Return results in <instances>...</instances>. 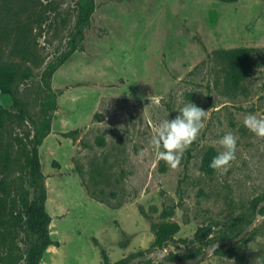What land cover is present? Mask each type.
Returning <instances> with one entry per match:
<instances>
[{"label": "rangeland", "instance_id": "374dc122", "mask_svg": "<svg viewBox=\"0 0 264 264\" xmlns=\"http://www.w3.org/2000/svg\"><path fill=\"white\" fill-rule=\"evenodd\" d=\"M39 1L56 4L58 16L46 12L33 24L41 64L17 87L34 124L39 102H55L37 156L47 230L57 246L38 264H102L101 250L107 264L149 253L158 249L150 225L163 223L177 226L165 255H188L217 240L229 220L249 223L252 201L264 195V138L243 124L249 113L264 117V0H92L76 50L46 79L41 71L67 49L74 14L87 0ZM233 47L251 48L260 65L229 90L210 52ZM190 102L206 110L205 127L173 169L149 141L161 121ZM0 105L12 111V97L0 95ZM23 124L8 133L33 129ZM227 132L237 137L236 158L226 171L202 172V155L210 147L223 151L218 141ZM260 215L242 239L197 264H264ZM207 225L204 244L192 241L195 229ZM20 238L21 232L20 250L7 264H23Z\"/></svg>", "mask_w": 264, "mask_h": 264}, {"label": "trees", "instance_id": "16d2710c", "mask_svg": "<svg viewBox=\"0 0 264 264\" xmlns=\"http://www.w3.org/2000/svg\"><path fill=\"white\" fill-rule=\"evenodd\" d=\"M91 1L87 0L86 3L78 6L74 14L76 30L66 43L67 49L45 64L40 75L42 79L48 78L54 69L76 50V41L81 36L78 26L87 24L92 10ZM217 1L229 3L234 0ZM46 12H52L53 17L57 18L56 4L42 3L39 0H0V42L3 43V46H0V95H10L13 107L10 111L0 105V264H7L14 259L13 249L20 250L15 245L20 232L23 233V238L19 239L22 244L23 264H38L47 246H57V241L49 237L47 230L50 216L44 208L45 190L37 156L38 145L50 131L47 112L55 108V102L48 98L39 102V122L34 124L27 102L17 93L18 83L29 77L31 67L41 64L34 44L35 33L32 32L35 29L33 24H40L41 17ZM59 19L63 24L64 18ZM252 52L253 50L247 47L221 48L210 52L225 89H238L240 84L251 75V69L260 65V62L253 58ZM25 120L32 125V130L26 129L23 133L14 132L13 135L8 133V128L13 126L21 130ZM101 143L100 140L99 144ZM215 155L211 147L202 155L199 165L202 172L207 174L212 172L209 163ZM87 193L93 197L92 191L87 190ZM262 200L264 195L252 201L253 213ZM263 211L264 205L259 208L258 213L261 214ZM139 213L141 214L140 210ZM236 221L239 220L233 218L223 224L218 230L217 240L238 234L243 227L237 225ZM150 229L153 234V246L163 249L173 241L177 226L163 223L155 228L151 224ZM210 233L209 225L199 226L191 239L202 245ZM218 249L213 252H217ZM199 252L197 250L180 256L168 252L165 258L180 260L190 258ZM133 256L111 264H123ZM100 257L102 264L108 263L104 250L100 251Z\"/></svg>", "mask_w": 264, "mask_h": 264}, {"label": "clouds", "instance_id": "9594fccd", "mask_svg": "<svg viewBox=\"0 0 264 264\" xmlns=\"http://www.w3.org/2000/svg\"><path fill=\"white\" fill-rule=\"evenodd\" d=\"M205 119L206 110L190 102L178 109L175 118L161 121L149 141L157 157L171 168H177L184 152L205 127ZM243 124L257 137L264 138V117L249 113L244 116ZM218 144L223 151L212 157L209 167L226 171L230 162L236 158L237 137L232 132H227L219 139Z\"/></svg>", "mask_w": 264, "mask_h": 264}, {"label": "water", "instance_id": "95a60500", "mask_svg": "<svg viewBox=\"0 0 264 264\" xmlns=\"http://www.w3.org/2000/svg\"><path fill=\"white\" fill-rule=\"evenodd\" d=\"M264 205V200L260 201L257 206L254 209L253 218L252 220L247 223L238 234L231 238H224L220 240H216L212 242L211 244H208L206 248H203L200 250L199 253L196 255L190 257V258H184L180 260H168L165 258V251L163 249H157L154 251H151L149 253H141L134 255L133 257L129 258L125 263L123 264H135L138 262H144L148 260L154 259L156 262L160 264H197L200 262L203 258L208 257L215 249L224 246L226 244L234 243L239 241L244 237V235L251 229L254 222L258 217L261 215L258 213L259 208Z\"/></svg>", "mask_w": 264, "mask_h": 264}, {"label": "crops", "instance_id": "0c3cea01", "mask_svg": "<svg viewBox=\"0 0 264 264\" xmlns=\"http://www.w3.org/2000/svg\"><path fill=\"white\" fill-rule=\"evenodd\" d=\"M49 246H51V245H49ZM49 246L46 247L45 251L47 250V248H48Z\"/></svg>", "mask_w": 264, "mask_h": 264}]
</instances>
